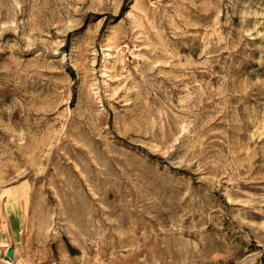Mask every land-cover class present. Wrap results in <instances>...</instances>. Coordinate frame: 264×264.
Here are the masks:
<instances>
[{"label": "rangeland", "instance_id": "374dc122", "mask_svg": "<svg viewBox=\"0 0 264 264\" xmlns=\"http://www.w3.org/2000/svg\"><path fill=\"white\" fill-rule=\"evenodd\" d=\"M0 264H264V0H0Z\"/></svg>", "mask_w": 264, "mask_h": 264}, {"label": "water", "instance_id": "95a60500", "mask_svg": "<svg viewBox=\"0 0 264 264\" xmlns=\"http://www.w3.org/2000/svg\"><path fill=\"white\" fill-rule=\"evenodd\" d=\"M12 254H13V251H12V250H9V251L7 252V255L10 256V257L12 256Z\"/></svg>", "mask_w": 264, "mask_h": 264}, {"label": "bare ground", "instance_id": "6f19581e", "mask_svg": "<svg viewBox=\"0 0 264 264\" xmlns=\"http://www.w3.org/2000/svg\"><path fill=\"white\" fill-rule=\"evenodd\" d=\"M8 262V261H7ZM10 263V262H9Z\"/></svg>", "mask_w": 264, "mask_h": 264}]
</instances>
